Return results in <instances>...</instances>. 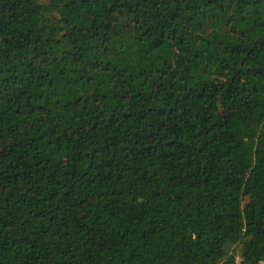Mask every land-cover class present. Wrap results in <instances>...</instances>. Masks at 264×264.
Listing matches in <instances>:
<instances>
[{"label": "trees", "instance_id": "1", "mask_svg": "<svg viewBox=\"0 0 264 264\" xmlns=\"http://www.w3.org/2000/svg\"><path fill=\"white\" fill-rule=\"evenodd\" d=\"M0 264H264V0H0Z\"/></svg>", "mask_w": 264, "mask_h": 264}, {"label": "rangeland", "instance_id": "2", "mask_svg": "<svg viewBox=\"0 0 264 264\" xmlns=\"http://www.w3.org/2000/svg\"><path fill=\"white\" fill-rule=\"evenodd\" d=\"M48 209L47 208H42L41 209V213L43 214V215H47L48 214Z\"/></svg>", "mask_w": 264, "mask_h": 264}]
</instances>
